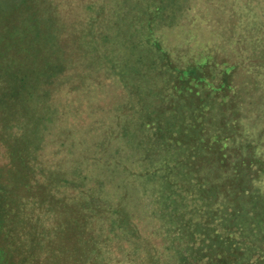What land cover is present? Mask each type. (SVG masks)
Wrapping results in <instances>:
<instances>
[{"label": "trees", "instance_id": "obj_1", "mask_svg": "<svg viewBox=\"0 0 264 264\" xmlns=\"http://www.w3.org/2000/svg\"><path fill=\"white\" fill-rule=\"evenodd\" d=\"M208 1L229 6L226 0ZM191 2L111 0L103 11L96 9L90 29L79 26L78 40L93 42L99 62L91 69L94 82L85 84L98 85L102 97L90 105L98 111L103 98L111 97L107 114L95 113L105 131L107 126L109 169L121 174L124 187L118 202H108L96 185L84 203L119 205L115 221L123 247L139 263L264 264V80L241 94L243 86L234 78L240 66L220 57L226 51L220 44L217 53L207 50L193 63L170 61L155 23L178 24ZM16 4L13 9L29 4L38 12L35 0ZM39 25L36 20L33 27ZM29 47L32 52L23 56L28 59L15 56L13 63V55L21 54L16 40L0 46V57L7 61L0 64V78L5 76L2 100L5 104L9 98L8 108L14 105L16 116L20 102L34 98L25 107L29 117L24 122L35 126L26 143L16 138L22 139L20 157L34 172L30 159L34 148L43 145V136H36L43 121L36 117L39 90L30 79L38 81L40 73L48 72L44 67L38 71ZM254 68L249 65L248 73ZM78 171L87 169L80 165Z\"/></svg>", "mask_w": 264, "mask_h": 264}, {"label": "rangeland", "instance_id": "obj_2", "mask_svg": "<svg viewBox=\"0 0 264 264\" xmlns=\"http://www.w3.org/2000/svg\"><path fill=\"white\" fill-rule=\"evenodd\" d=\"M20 1L0 0V46L9 38L16 40L21 56L14 54L13 63L15 56L20 59L25 52H32V46L38 71L44 67L48 72L40 73L38 81L30 79L39 90L36 117L43 123L36 136H43L39 138L43 145L34 148L30 159L36 168L33 172L20 157L19 146L23 138L26 143L35 126V122L31 127L24 122L29 117L25 107L34 104V98L20 102L17 117L14 105L8 108L9 98L5 104L2 100L5 76L1 77L0 264H142L128 257L123 247L124 238L115 221L120 218L114 210L119 205L112 209L110 205L84 203L96 185L98 194L108 202H118L124 194L121 174L109 169L107 162V126L105 131L95 113L106 115L111 97L103 98L98 111L91 107L90 101L102 97L98 85H89L94 82L91 69L99 67V62L93 57V42L77 38L79 26L83 24L82 31L90 29L88 21L96 9L103 11V5L105 9L112 5L111 0H35L37 14L29 4L13 9ZM226 1L228 7L226 2L218 6L208 0H192L178 24L155 23L156 36L170 61L180 66L198 61L207 50L217 53L216 45L223 46L226 51L222 50L220 57L240 66L241 74L234 78L243 86L242 94L264 80V0ZM36 20L39 29L33 27ZM4 62L0 57V64ZM251 64L257 68L248 73ZM87 81L91 83L85 84ZM29 91L24 94L28 96ZM245 104L251 106L248 101ZM261 108L264 111V105ZM18 134L21 137H16ZM96 158H102L100 167ZM80 165L87 171H78ZM98 168L100 172H96ZM56 183L66 186L57 187Z\"/></svg>", "mask_w": 264, "mask_h": 264}]
</instances>
